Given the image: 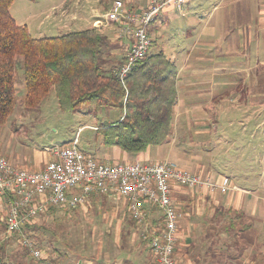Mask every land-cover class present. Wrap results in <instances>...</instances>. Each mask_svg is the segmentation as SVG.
Returning <instances> with one entry per match:
<instances>
[{
    "label": "crops",
    "instance_id": "crops-1",
    "mask_svg": "<svg viewBox=\"0 0 264 264\" xmlns=\"http://www.w3.org/2000/svg\"><path fill=\"white\" fill-rule=\"evenodd\" d=\"M122 1L128 10L137 13L147 9L151 2V0ZM101 2L102 0H98L99 6L94 10L93 21L89 23L91 27L88 29H97L105 20L104 17L110 8L106 11ZM157 18L159 26L152 27L149 34L152 45L153 32L159 36L161 43L159 50L151 54L150 49L148 56L163 53L177 66L176 87L179 105L181 91L183 89L189 91L183 98L187 101H184V107L181 106L182 109L176 111L173 135L166 144L176 143L178 138H183V148L190 155L180 153L172 147V151L166 154L163 149L160 150V147L163 148L166 144L151 146L137 154H129L118 146L105 145L107 151L101 162L137 164L169 162L199 174L204 179L210 178L216 184L221 183L223 178H229L236 190L228 192L218 190L212 193L208 188L188 189L173 186V200L180 213L176 258L179 264H264V205L256 203L254 196L256 192L240 188L233 184L229 176L209 169L200 161L201 156L194 152L195 144L205 147L212 142L205 135L208 133V126L217 122L219 105L227 103L221 94L238 91L236 98L239 100L234 98L230 104L234 105L238 112L248 106L247 103L240 102L239 78L251 77L253 69L259 65L264 66V0H185L180 8L170 6L163 9ZM172 22L185 23L182 33L184 45L183 41L178 45L168 44L165 32ZM107 26L117 25L109 23ZM118 29L120 33L117 34V38L122 46L121 56L107 52L104 57L107 64L105 68L113 73L118 72L125 63L126 50L131 41L129 36L122 33L120 27ZM97 30L103 33L104 28ZM173 37L174 35L169 37L170 41ZM256 76L254 73L255 79ZM257 94L251 92V97L255 98ZM178 107L177 104L176 108ZM122 120L123 115L110 119L105 125ZM249 120L252 124V117ZM263 126V122L256 125L261 129ZM179 127H185V137L179 136V133L183 132ZM93 129L102 130L99 126H93ZM0 151L3 153L1 149ZM192 154L195 155L191 156ZM7 159L9 160L8 157ZM194 161H197V164ZM49 162L28 168H31V171H40ZM13 164L18 166L17 161ZM8 199V196L0 197V240L6 231ZM70 214H74V217L88 218L89 236L94 244H91L86 253L70 249L66 247L67 244L62 245L63 248H59L58 251V258L50 254L47 246L43 244L44 258H53L57 264H153L150 249L141 240L137 225L130 215L128 200L117 194L90 195L86 202L73 210L52 207L30 219L23 228L33 239L38 237L40 231L47 229L44 226L50 223L52 217L61 215L65 218ZM87 214L91 216L88 217ZM98 216H101L104 227H99ZM151 218L158 224L160 214L153 211ZM14 237L20 238L19 235ZM8 251H12V254L10 256L6 254L5 258L18 264H42L32 256L29 257L31 254L28 255L27 251L26 254H20L12 247ZM31 259L37 263L31 262Z\"/></svg>",
    "mask_w": 264,
    "mask_h": 264
},
{
    "label": "rangeland",
    "instance_id": "rangeland-1",
    "mask_svg": "<svg viewBox=\"0 0 264 264\" xmlns=\"http://www.w3.org/2000/svg\"><path fill=\"white\" fill-rule=\"evenodd\" d=\"M98 6V0H14L10 13L19 25L26 26L34 38L40 39L87 30L91 27L89 23L93 21L92 15ZM156 20L149 30L154 26H159V19ZM185 26V23L173 22L168 26L165 36L168 38L169 45H178L185 40L182 35ZM103 28V33L99 32L107 36L109 41L103 52H113L121 56L122 46L117 38V34L120 33L118 25L108 27L107 24H103L97 29ZM149 30L148 35L150 36ZM172 35L174 37L170 41L169 37ZM158 38L159 36L153 32L151 54L159 50L161 42ZM184 44L185 41L182 45ZM22 62L23 58L18 57L15 77L17 104L6 123L0 125V149L4 155L12 163L17 161L18 167L30 170L31 168L28 167H37L38 164L44 165L47 161H51L57 148L72 146L74 140L77 139L80 151L102 161L107 151L103 143V131H95L93 126H99L102 129L110 119L122 116V112L113 107L94 106L78 111L63 110L54 89L47 94L38 107L28 110L23 103L26 90ZM252 73L251 77L239 78L241 81L238 86L241 91L240 102L247 103V108L238 112L236 107L230 104L237 97L238 91L221 94L222 99H225L227 103L219 105L217 122L208 126V133L205 135L212 142L205 147L195 144L194 152L196 151L195 153L201 156L200 161L209 169L229 176L233 184L240 188L256 192L254 194L256 203L264 205V126L262 129L256 127L258 123H264V66L259 65L252 70ZM254 73L257 74L256 79ZM188 92L186 89L181 91V102L180 105L178 103L179 107L176 111L182 109L181 106L184 107L183 103L186 99L183 98ZM251 92L258 94L254 98L251 97ZM236 99L239 100V98ZM250 117H252V124ZM180 129H183V132H180L179 136L185 137V127H179ZM192 132L194 133V130ZM183 141V138H178V142L166 144L163 148L160 147V150L163 149L167 154L173 148L179 150L180 153L190 155L183 148ZM215 144L218 145L215 146ZM193 155L195 154L191 156ZM194 162L197 164V161ZM197 171L196 167L195 172ZM86 216L90 217L91 214ZM87 220L88 218L74 217V214H70L69 217L65 216V218L61 215L55 216L52 217L50 223L45 224L44 227L47 229H43L38 233V237L33 238L41 249L43 244L46 245V249L55 258L59 257V248H63L62 245L66 244V247L70 249L86 253L91 244H94L89 236L90 229ZM97 221L99 227L103 226L101 216L97 217ZM14 236L1 244L5 245L4 256L12 254V251H8L10 247L18 250L20 254L28 252L21 245L20 238ZM27 254L30 255L29 252ZM31 262L36 261L31 259Z\"/></svg>",
    "mask_w": 264,
    "mask_h": 264
},
{
    "label": "built area",
    "instance_id": "built-area-1",
    "mask_svg": "<svg viewBox=\"0 0 264 264\" xmlns=\"http://www.w3.org/2000/svg\"><path fill=\"white\" fill-rule=\"evenodd\" d=\"M185 0H151L142 12H131L122 0H116L102 24L114 23L129 36L125 63L117 75L127 90L126 78L136 65L148 57L152 41L148 30L163 9L181 7ZM101 23V22H99ZM188 189L208 188L212 193L236 190L229 178L216 184L188 169L169 162L103 163L72 146L57 148L54 159L42 170L31 171L11 163L0 151V197L8 196L5 218L6 231L0 240V264H16L4 257L1 244L12 235L20 236L21 245L33 259L42 264H55L44 258L37 242L29 237L23 226L48 209H76L93 194H117L129 202L130 215L139 236L152 254L153 264H179L176 244L180 213L173 200V186ZM153 211L160 221L152 220Z\"/></svg>",
    "mask_w": 264,
    "mask_h": 264
},
{
    "label": "trees",
    "instance_id": "trees-1",
    "mask_svg": "<svg viewBox=\"0 0 264 264\" xmlns=\"http://www.w3.org/2000/svg\"><path fill=\"white\" fill-rule=\"evenodd\" d=\"M114 1L102 0L101 4L107 11ZM13 2L0 0V125L17 104V58L22 57L26 109L38 107L54 89L63 110L94 106L122 111V121L102 128L107 146L137 154L170 141L178 104L175 63L163 53L148 56L127 76V92L117 72L105 68L107 36L91 28L34 38L11 16ZM1 251L5 252V245Z\"/></svg>",
    "mask_w": 264,
    "mask_h": 264
}]
</instances>
